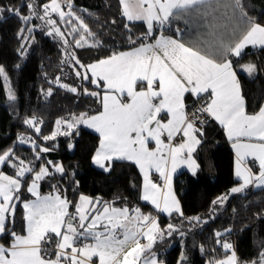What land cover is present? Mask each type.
Segmentation results:
<instances>
[{
	"label": "snow or ice",
	"instance_id": "obj_1",
	"mask_svg": "<svg viewBox=\"0 0 264 264\" xmlns=\"http://www.w3.org/2000/svg\"><path fill=\"white\" fill-rule=\"evenodd\" d=\"M220 3L222 0H119L121 14L127 21L146 23L145 38L152 37L157 28L170 27L174 21L183 20L187 24V18L197 14L212 37L207 43V50H202L204 42L198 47L184 43V31L177 27L176 36L179 38L161 35L155 38L154 43H142L129 51L114 52L89 65L81 64L74 54H69L71 60L85 69L81 73L74 68L77 77L88 80L87 73H91L92 84L100 87V82H103L105 91L99 99L102 110L92 116L81 113L72 121L57 120L56 124L66 125L68 130L77 123L93 128L99 133L100 143L92 162L105 172L110 171L115 160L135 164L143 176L141 199L169 215L173 212L183 215L171 191L172 172L181 164H186L195 175L198 167L192 154L201 144L200 137L204 135L202 126L206 121L197 113L206 114L218 122L227 138L233 141L235 175L242 183L233 187L231 193H240L250 185L264 187V106L255 114L246 112L237 73L233 70L232 61L227 58L229 55L240 57L248 46L264 48V25L248 15L243 0H232L228 5L233 9L236 21L232 35L239 32V36L234 43L225 44L227 33L217 32L216 26L208 21ZM62 4H66L69 11H64ZM27 7L30 15L21 16L22 23L27 24L33 16H38L49 27L47 34L58 37L67 46L69 40L57 26V21L51 18L55 13L60 23L71 27L69 35L73 36L77 48L100 46L101 42L95 39V34L71 10V0H50L42 6L43 15L35 11L34 0ZM3 11L0 8V13ZM8 11L20 15L19 9ZM125 28H129V24H125ZM26 30L32 32V28ZM24 31L22 28L18 34L21 39H27L22 35ZM74 34H78L79 38ZM89 36L94 38L92 44L86 39ZM129 42L136 44L131 37ZM19 51H26L23 44ZM243 70L251 76L256 72V66L249 63L243 66ZM0 78L7 84L8 78L2 66ZM55 83L70 92H77L75 87L61 84L59 77ZM84 92L100 97L97 92L87 89ZM188 93L204 100L191 118L185 105V94ZM48 95H51V89ZM15 98L9 87L8 99ZM162 113L168 117L166 122H162ZM197 122L201 124L200 128L196 127ZM24 123L40 132L35 118L26 119ZM57 134H60L59 128L44 139H53ZM62 134L69 133L65 131ZM178 134H182L183 139L174 144V137ZM150 142L155 143L154 148H150ZM48 150L41 147L36 159L41 158L39 153ZM246 157L258 161V174L245 165ZM12 159L11 149L0 154V164H8ZM48 163L53 165L55 172H64L61 165ZM13 166L16 168L14 177L0 172V236L9 233L11 236L7 246L0 244V264H96L94 258H98L99 264H163L151 251L155 241L162 238L165 231L160 229L153 217L143 215L139 208H118L108 203H104L101 209L99 199L93 201L83 195L75 206V213H71V202L59 194L55 185L51 194L41 195L39 182L52 175L46 166L35 172L27 188L34 199L22 204L26 234L8 229L9 218L14 223L15 201L20 200L21 179L34 172L23 160ZM153 169L164 180L163 189L150 178ZM225 199L227 197H218L213 204L222 203ZM196 219L199 220L198 217ZM166 231L171 235L178 229L170 224ZM216 235L222 234L217 232ZM141 238L148 243L142 244ZM53 239L56 240L54 258H49L47 245ZM82 240L91 242L83 243ZM217 243L221 242L218 240ZM222 247L226 252L233 248L227 242ZM183 259L182 256L178 264H183ZM210 264H239V261L235 251H231L225 259ZM258 264H264V252L260 253Z\"/></svg>",
	"mask_w": 264,
	"mask_h": 264
},
{
	"label": "trees",
	"instance_id": "obj_2",
	"mask_svg": "<svg viewBox=\"0 0 264 264\" xmlns=\"http://www.w3.org/2000/svg\"><path fill=\"white\" fill-rule=\"evenodd\" d=\"M49 1L34 0L39 10H43L42 6ZM30 2L32 0H0V8L4 9L0 13L3 17L0 18V66L5 69L8 86L16 97L15 100L8 99V88L0 78V154L9 149L13 153L11 162L2 164L0 172L15 176L13 165H18L20 160L34 169L21 179L20 200L15 201L14 223L9 218L8 229L16 233L24 231L22 202L31 197L27 191L28 182L41 166H46L52 175L39 182L40 192H53L55 185L59 194L71 202V213L75 212L78 198L83 195L99 199L100 205L108 203L116 207L139 208L147 215H157L160 229L165 231L163 237L155 241L151 251L163 264H178L182 256L183 264H210L228 253L222 247L224 241L232 243L239 264H253L254 261L258 264L260 253L264 252V187L229 193L238 183L233 172L234 154L222 129L212 119H205L206 123L202 126L204 135L200 137L201 144L195 151L199 166L195 175L181 171L173 180L183 215L173 213L165 216L140 199L141 177L133 163L115 160L109 172L93 166L92 155L99 141L96 133L76 126L68 135L44 139L51 136L58 119L99 111L100 97L86 95L84 90L101 95L102 89L91 83L88 73V80H82L74 72L68 73L71 67L65 60L61 42L48 35L45 27L36 26V19L22 23L21 16L28 15L27 4ZM231 3L232 0H222L215 13L208 17L217 32L227 33L225 44L234 43L239 36V32L232 35L236 21L233 9L228 7ZM243 3L248 15L264 25V0H243ZM71 4L74 14L101 42L99 47H74L75 56L84 65L113 52L152 41L157 35L179 38L176 36L177 27L184 31L182 40L189 46L198 47L204 42L202 50H207V43L212 40L208 35L209 29L197 14L189 16L187 24L177 20L170 27L157 28L152 37L145 38L146 23L127 21L121 14L119 0H71ZM63 6L67 7L66 4ZM9 9H19L20 15L11 14ZM51 18L57 21L62 31L65 30L68 24L60 23L55 14ZM125 24H129V28L126 29ZM22 28L25 29L22 35L27 39L18 35ZM27 28H32V32L29 33ZM129 37L136 40V44H131ZM90 38L89 44H92L94 38ZM22 44L26 49L24 52L19 51ZM227 58L236 69L246 112L256 113L264 102V48L249 46L240 57L229 55ZM242 63L255 65L256 72L251 76L242 73L238 70ZM73 66L84 73L85 69L74 60ZM57 77L73 84L77 92L60 87L55 83ZM49 89L51 95L46 93ZM198 102L203 104L204 100L186 94L187 112ZM32 118L40 128L39 133L35 127L24 123ZM41 147L49 150L39 153L41 158L37 160ZM49 161L61 165L64 172H55ZM218 197L227 199L213 204ZM170 224L178 231L168 235L166 229ZM217 232L222 235L217 236ZM218 240L221 243H217ZM10 241V233L0 236V242L8 244ZM54 244L55 239L47 245L49 258H54Z\"/></svg>",
	"mask_w": 264,
	"mask_h": 264
},
{
	"label": "crops",
	"instance_id": "obj_3",
	"mask_svg": "<svg viewBox=\"0 0 264 264\" xmlns=\"http://www.w3.org/2000/svg\"><path fill=\"white\" fill-rule=\"evenodd\" d=\"M159 37V35H157V36H155L154 38H153V40L152 41H146V42H142V43H154L155 42V38H158ZM167 37H171V36H167ZM172 38H174V37H172ZM142 43H140V44H142ZM140 44H138V45H136V46H133V47H131V48H127V49H123V50H119V51H116V52H123V51H129V50H131V49H133L134 47H138V46H140ZM249 47V46H248ZM114 53V52H113ZM113 53H111V54H109V55H107V56H104V57H102V58H99V59H96V60H94V61H92V62H89L88 64H86V65H89V64H92V63H94V62H96V61H98V60H100V59H103V58H106V57H109V56H111ZM247 64H249V63H242L240 66H241V68H240V66L238 67V70L239 71H241L242 73H244V74H246V75H248V73L246 72V71H244L243 70V66L244 65H247ZM233 70L236 72V69L233 67ZM90 76H91V73H88ZM249 76V75H248ZM238 79V78H237ZM100 87H101V89H102V92H101V95H100V98H102V96H103V94H104V91H105V89H104V87H103V82L101 81L100 82ZM190 94V93H189ZM241 94H242V92H241ZM186 95V94H185ZM191 95V94H190ZM193 98H195L193 95H191ZM262 106H264V102H263V104H262ZM102 110V107H101V109L99 110V111H101ZM99 111H97V112H95V113H92V114H88V116H92V115H96ZM187 111V110H186ZM259 111V110H258ZM257 111V112H258ZM256 112V113H257ZM189 113V112H188ZM255 114V113H254ZM81 114H79V115H76V117H79ZM162 115V117H163V120H162V122H166L167 121V119H168V117H167V115L166 114H164V113H162L161 114ZM73 117L74 116H72V117H70V118H65V119H63V121H66V120H73ZM208 118H210V119H212L211 117H209L208 116ZM221 129H222V131H223V133H224V136H225V138H226V140H227V142L229 143V146H230V148H231V150H232V152H233V154H234V167H233V172H234V177L238 180V183L235 185V186H233V187H238L239 185H240V183H242V181H240L237 177H236V175H235V162H236V155H235V150L233 149V147H232V143H233V141H230L228 138H227V135H226V133H225V131H224V129H223V127L221 126V125H219V123L218 122H216L214 119H212ZM76 126H81V127H83V128H85V129H87V130H89V131H91V132H93V133H96L98 136H99V133H97L93 128H89L87 125H85V124H83V123H77V124H75V126L71 129V130H73ZM71 130H68L67 128H66V126L65 125H63L62 126V131L63 132H65V131H68V132H70ZM181 136H182V134H181ZM182 139H183V137H182ZM165 142H167V140H166V138H165ZM99 143H100V137H99V141H98V145H97V147H96V149H95V151H94V153H93V155H92V158H93V156L95 155V152H96V150H97V148H98V146H99ZM174 144H177V143H174ZM149 146H150V148H154L155 147V143L154 142H150V144H149ZM198 147V146H197ZM197 149V148H196ZM196 151V150H195ZM195 151L193 152V154H192V156H193V159L196 161V163H197V165H198V162H197V160H196V158H195ZM129 162V161H128ZM132 163V162H131ZM92 164H93V166H95L96 168H98V169H101L99 166H97V165H95L93 162H92ZM135 165V164H134ZM245 165L247 166V167H250L251 169H252V171H253V173L254 174H258L259 173V163H258V161H254L251 157H246L245 158ZM136 166V165H135ZM169 167H171V165H169ZM199 167V166H198ZM198 167H197V169H198ZM136 168H137V170H138V172H139V174H140V177H141V188H140V199H141V195H142V191H143V176H142V174H141V172L139 171V168L136 166ZM101 170H103V169H101ZM181 171H187V172H189V173H192L190 170H189V168H188V166L186 165V164H181L179 167H177L176 168V170L174 171V172H172V174H171V191L173 192V194L175 195V197H176V200L179 202V200H178V198H177V195H176V193H175V190H174V185H173V180H174V178H175V176L177 175V174H179ZM197 171V170H196ZM5 175H7V174H5ZM10 176V175H9ZM14 177V176H13ZM154 177H159V179L156 181V180H154ZM150 178L154 181V182H156V183H158L159 185H160V187H161V189H163V186H164V180L160 177V175H159V173H157L154 169L153 170H151L150 171ZM31 182H32V180H30L29 182H28V185H27V188H28V186L31 184ZM22 183V182H21ZM255 188H260V187H256V186H254V185H250V186H248L247 188H245L243 191H245V190H247V189H255ZM242 191V192H243ZM52 192H50V193H41V195H49V194H51ZM30 194V193H29ZM31 195V194H30ZM63 197V196H62ZM86 197H88V196H86ZM80 198V197H79ZM79 198H78V201L77 202H79ZM89 198H91V197H89ZM32 199H34V197H30L29 199H27V200H25V201H23V202H26V201H29V200H32ZM93 201H96V199H93V198H91ZM142 200V199H141ZM143 202H145V203H147V204H149L151 207H153L154 209H155V207L150 203V202H148V201H144V200H142ZM23 202H22V204H23ZM77 204V203H76ZM103 205L104 204H102V205H100V207H101V209H102V207H103ZM179 205H180V202H179ZM112 206V205H111ZM23 207V206H22ZM114 207H116V206H114ZM118 208H124V207H118ZM130 209V208H129ZM134 209V208H133ZM180 209H181V205H180ZM156 210V209H155ZM157 211V213H160V214H163V215H165V216H169V214L168 213H164V212H160V211H158V210H156ZM75 213V212H74ZM142 213V212H141ZM173 213H175V212H173ZM172 213V214H173ZM143 215H147V214H145V213H142ZM176 214H179V213H176ZM23 215H24V211H23ZM151 217H153L156 221H157V223H158V225H159V227H160V223H159V219H158V216L157 215H152ZM24 229H25V222H24ZM17 234H21V235H23V234H26L25 233V231H23L22 233H17ZM53 236H54V234H53ZM11 242V241H10ZM82 242L83 243H89V242H91L90 240H82ZM224 242H227V243H230V244H232L230 241H224ZM141 243L142 244H146V243H148V241L147 240H145V239H143V238H141ZM0 244H3V245H5V246H7L8 244H5V243H3V242H0ZM132 246H134V245H132ZM233 246V245H232ZM54 247H56V244H54ZM54 250H55V248H54ZM233 251H235V249H234V247H233ZM236 253V252H235ZM237 256V255H236ZM158 259V258H157ZM94 260H95V262H96V264H99V260H98V258H94ZM159 261V260H158Z\"/></svg>",
	"mask_w": 264,
	"mask_h": 264
},
{
	"label": "rangeland",
	"instance_id": "obj_4",
	"mask_svg": "<svg viewBox=\"0 0 264 264\" xmlns=\"http://www.w3.org/2000/svg\"><path fill=\"white\" fill-rule=\"evenodd\" d=\"M48 3H50V1L48 2ZM48 3H46V4H48ZM36 5V4H35ZM43 8V7H42ZM62 8H63V10L64 11H69V9H68V7H64L63 6V4H62ZM35 11L39 14V15H43V10H39L38 9V7L36 6L35 7ZM53 14H55V13H53ZM28 15H30V9H29V11H28ZM27 15V16H28ZM56 15V14H55ZM57 17H58V15H56ZM59 18V17H58ZM32 19H36L37 20V25L36 26H38V27H40V26H43V27H45L46 28V30H47V33H48V31H49V27L48 26H46L45 25V23H44V21L43 20H41V19H39L38 18V16H33L32 17ZM53 19V18H52ZM39 24V25H38ZM62 31V30H61ZM71 31V27L69 26V25H67L66 27H65V30L64 31H62V32H64V35H65V38H67L68 40H69V44L66 46V45H64V43H63V41L61 40V39H59L58 37H55L54 35H51V36H53V37H55V38H57L60 42H61V48H62V52H63V54H64V56H65V60L67 61V63H68V65H70V70H69V72L68 73H71V72H74L75 73V71H74V66H73V60H71L70 58H69V54H74V52H73V50H74V47H76L75 46V42H74V40H73V36L72 35H69V32ZM74 35H76V38H79V35L78 34H74ZM69 38H71V39H69ZM86 39L88 40V43H90V37H86ZM70 40H71V42H70ZM75 55V54H74ZM240 68H241V66H240ZM60 79V83L61 84H64V85H68L69 87H73L74 85L73 84H70L69 82H67V80H61V78H59ZM74 80V79H73ZM72 80V81H73ZM4 81V80H3ZM4 84H5V82H4ZM57 84V83H56ZM73 85V86H72ZM5 86H6V89L7 88H9V86H8V79H7V84H5ZM49 91V90H48ZM48 91L46 92L47 94H48ZM74 117H76V115H74ZM58 120H63V119H58ZM66 121H71V120H66ZM62 126H63V124L62 125H57L56 123H55V126H54V130H53V132L54 131H57V129L59 128V132H60V134H57L54 138H57L59 135H62V133H63V131H62ZM66 126V125H65ZM52 132V133H53ZM52 135V134H51ZM2 164H0V166H1ZM25 165H27L28 166V164H26L25 163ZM29 167V166H28ZM39 171V170H38ZM37 171V172H38ZM233 188V187H232ZM231 188V189H232ZM231 189H230V191H229V193H231ZM231 251H233V248H232V250ZM231 251H228V253L224 256V257H222V258H220V259H217V260H215V261H218V260H223V259H225L228 255H231Z\"/></svg>",
	"mask_w": 264,
	"mask_h": 264
},
{
	"label": "built area",
	"instance_id": "obj_5",
	"mask_svg": "<svg viewBox=\"0 0 264 264\" xmlns=\"http://www.w3.org/2000/svg\"><path fill=\"white\" fill-rule=\"evenodd\" d=\"M202 105V103L201 102H198L197 104H196V106L188 113L189 114V118H191V114L192 113H194V112H196V110L200 107ZM197 115H201V118L203 119V120H205V119H207L208 118V116L206 115V114H200V113H197ZM39 122H41V120H39ZM196 127L197 128H200L201 127V124L199 123V122H197L196 123ZM182 141V136H181V134H178L176 137H174V140H173V143H180ZM159 179V177H154V180H158Z\"/></svg>",
	"mask_w": 264,
	"mask_h": 264
}]
</instances>
